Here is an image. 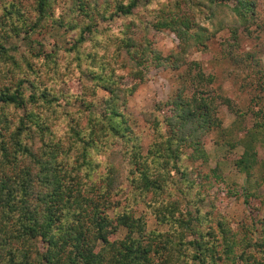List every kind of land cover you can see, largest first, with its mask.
Segmentation results:
<instances>
[{"label": "trees", "instance_id": "16d2710c", "mask_svg": "<svg viewBox=\"0 0 264 264\" xmlns=\"http://www.w3.org/2000/svg\"><path fill=\"white\" fill-rule=\"evenodd\" d=\"M72 1L63 19L55 0H28L26 7L0 0V264H264L261 109L251 112L250 126L235 122L223 130L219 104L244 115L212 94L213 78L191 62L178 76L179 88L155 107L168 114L143 116L151 134L145 154L119 112L146 80L145 65L177 71L187 52L205 49L220 30L222 10L243 26L253 23L255 0ZM139 5L151 12L153 30L175 36L176 53L162 57L154 48L135 15ZM116 17L119 27L98 26ZM54 32L68 40L46 48L42 38ZM255 76L263 88L264 71ZM75 80L79 93H63L61 85ZM186 84L193 86L189 96ZM98 90L104 92L101 113L93 111ZM232 130L242 133L237 144L225 143L241 148L232 166L244 177L243 202L254 200L262 210V218L239 233L209 195L222 176L184 164L204 165L205 135L219 131L230 138ZM137 204L162 232L145 231L142 216L131 210ZM119 231L123 236L114 238Z\"/></svg>", "mask_w": 264, "mask_h": 264}, {"label": "rangeland", "instance_id": "374dc122", "mask_svg": "<svg viewBox=\"0 0 264 264\" xmlns=\"http://www.w3.org/2000/svg\"><path fill=\"white\" fill-rule=\"evenodd\" d=\"M28 0H21L23 7L27 6ZM173 1V0H170ZM255 17L253 23L243 26L237 18L230 13L229 10H222L221 13V28L212 36L206 43L205 49H192L184 57V63L177 71H172L170 68L159 67L155 68L152 65H145L144 71L146 74L145 81L137 84L133 94L127 98L126 103L119 110L127 119V125L138 137V146L141 154H145L148 144L150 143L151 134L143 120L144 115L168 114L164 108L160 113L155 111L158 103H164L171 93L179 88L180 82L178 76L188 68V64L197 63L204 76H211L213 82L209 85L212 94L220 95L228 99L240 115H244L243 119L235 117L234 113L225 105H218L217 117L221 122L223 130H229L239 122L240 125L250 126L253 119L252 113L260 111L264 118V85L263 88L257 86L255 70L261 69L264 71V0H255ZM55 9L57 15L61 12L63 19H67L70 9L73 7L72 0H55ZM233 2H228L227 6L231 7ZM135 15L140 19L145 34L153 41L154 48L160 52L162 57H168L177 52V39L167 31H155L151 24L153 16L149 10L144 9L140 5L134 11ZM122 18L116 17L110 22H98L100 28L110 27L115 29L121 24ZM208 30L212 27L208 22L201 24ZM246 27V29H245ZM234 32L236 40L231 38V33ZM51 35V36H50ZM50 36V37H49ZM60 37V38H59ZM59 38V39H58ZM42 43L46 48L51 47L55 42L63 45L68 37H65L61 32L50 33L44 35ZM193 68L190 72L195 73ZM83 82L87 81L82 79ZM122 85H130V81H123ZM186 87V95L189 96L193 86L188 84ZM62 92L69 90L73 94H78L80 91L79 80H75L68 85H61ZM104 97V92L96 91L93 111L101 113V99ZM90 100V99H89ZM252 112V113H251ZM233 135L230 138L221 136L219 131H211L203 138L204 150L207 155V162L203 165L195 161L189 163L185 161V165L193 170H199L204 174L212 175L211 171L216 170L224 180L222 183L212 182L209 190V195L214 198L216 210L221 217L225 219L229 229L235 232L246 230L247 226L262 218V210L254 200H250L248 204H244L239 187L243 188L244 177L237 172L232 166L235 156L241 154L239 145L234 148L226 145L225 142L230 141L231 144H237L241 139L242 133L232 130ZM257 174V173H256ZM210 180L212 179L209 176ZM235 187H234V186ZM127 188H124L126 192ZM173 191V196L179 198L177 187ZM124 192V193H125ZM228 192L234 194H228ZM264 193V184L258 189V195ZM123 199V196L119 198ZM128 206L127 202H122ZM254 208L260 211L256 212ZM131 210L136 212L137 216H142L144 221L145 231L155 230L162 232L164 228L156 225L154 217L141 204L131 206ZM207 207L204 204L202 211H206ZM252 220L253 222H251ZM123 232L119 231L114 238H121Z\"/></svg>", "mask_w": 264, "mask_h": 264}]
</instances>
